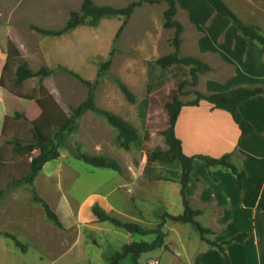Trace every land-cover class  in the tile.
Instances as JSON below:
<instances>
[{"label":"rangeland","instance_id":"1","mask_svg":"<svg viewBox=\"0 0 264 264\" xmlns=\"http://www.w3.org/2000/svg\"><path fill=\"white\" fill-rule=\"evenodd\" d=\"M93 1L98 6L107 4L119 9L134 2L147 0ZM223 1L228 5L229 0ZM231 2L237 5V15L245 24L255 26V23L261 22L264 26V0ZM82 4L83 0H0V25L12 26L25 43H31V46L40 49L45 36L30 27L35 25L43 29L60 30L64 27L70 11L79 12ZM166 10L167 5L164 2L154 5L143 3L135 10L114 45L112 64L99 78L100 82L94 92L97 107L119 115L134 126L148 150L165 148L161 133L168 126L165 104L169 102L173 90H177L186 82L180 99L185 104L192 103L196 100L197 93L207 95L205 87L209 82L220 80L231 71L224 64L215 63L213 72L197 74V84H194L190 75L192 67L179 66L159 73L160 78L154 77L150 83L146 62H156L175 53V30L164 28ZM179 19L184 20L180 16ZM122 21L124 22L123 19ZM23 33H27L28 38ZM183 33L178 53L180 59L188 58L193 49L192 45H183V39L186 37V33L185 36ZM110 57L111 55L98 64V70L100 64ZM34 60V68L44 64L38 61V57ZM14 70L12 69L6 77V82L12 90L23 95L38 91V77L24 82L22 86H15ZM52 70L54 75L43 79V86L49 92L53 91L68 110V114L72 115L87 99L89 88L75 76H80L78 70H72L62 64ZM98 70L88 78H81L95 82L98 79ZM120 84L127 86L136 96L137 104H131L126 99ZM147 97L149 105L144 122L140 117L139 105ZM21 111V117L17 118L16 114H12L7 135L2 139L3 143L8 142L5 146L7 165L0 180V187L4 189L12 182L11 177L18 180L30 172L31 159L17 153L12 142L19 141L24 147L33 140L32 123L36 117L32 116V111ZM77 122L76 131L66 134L65 140L59 146L61 158L47 163L32 186L21 185L8 189L0 201V264H109L110 257L120 251L123 245L134 242V237L110 223H99L92 214L94 206L102 207L103 203H106L105 209L112 216L124 222L139 223L150 229L161 222L164 213L178 214L184 211L180 194L174 191L170 182L151 181L153 183L150 186L151 191L148 190L149 196L144 194L145 191H139L142 195L137 194L138 187L135 186H139L141 190L146 180L143 178L147 162V157L142 152L144 150L141 151L138 147L130 151L124 150L118 142L117 131L102 115L87 112ZM77 150L89 156L115 159L122 167L123 173L95 168L76 160L73 151ZM142 153L144 157L139 159ZM38 154L39 151H35L32 158ZM169 172L175 173L176 168L169 169ZM35 195L42 198L58 214L62 227H57L46 217L42 204L35 202ZM166 198L170 202H167ZM143 201L147 208H139ZM175 226H179L176 231L172 230ZM163 231L169 234L172 252L176 253L172 254L173 258L177 256L184 259L185 254L194 256L198 249L205 246L198 232L190 224H172ZM6 233L15 235L26 250L15 247L13 240L4 235ZM135 238L146 242L155 240V236H148L143 240L137 236ZM170 260L173 261L169 252L156 249L141 255L139 264H169ZM120 264L133 262L128 257Z\"/></svg>","mask_w":264,"mask_h":264},{"label":"crops","instance_id":"2","mask_svg":"<svg viewBox=\"0 0 264 264\" xmlns=\"http://www.w3.org/2000/svg\"><path fill=\"white\" fill-rule=\"evenodd\" d=\"M176 3L178 19L180 16L185 20L177 19L184 28L183 35L186 33L183 45L186 43L193 47L188 56L208 64L212 72L215 63L224 64L231 70L224 78L209 82L205 87L207 95L241 87L264 86V51L259 43L244 37L233 22L218 14L207 0H176ZM228 6L237 14V5L229 0ZM71 12L67 20L64 19L65 25ZM122 24V18L111 17L100 20L97 27L81 25L62 36H45L40 49L25 43L12 26L0 25V147L6 117L23 114L21 109L34 112L32 116L36 118L39 116L34 101L20 99L4 86L2 78L6 66L14 58H22L35 72L43 67L53 69L62 64L78 70L81 77L88 78L97 72L98 64L111 55L119 40L116 37ZM255 26L264 31L261 22L255 23ZM23 34L28 38L27 33ZM35 57L44 64L34 68L32 62ZM50 93L68 114L60 99L53 91ZM239 110L242 117L253 126L255 134H242L230 113L215 109L206 101H201L198 106L186 103L175 131L186 156L222 158L230 155L232 162L245 171L247 177L240 187L237 177L230 170L208 167L205 162L196 159L186 195L191 208L201 211L196 220L203 228L211 231L208 236L211 241L222 243L239 234H247L243 242H233L226 246L232 264H264V94L245 101ZM153 182L144 180L141 190L135 186L138 187L137 194L145 191L144 194L149 196L148 190L151 191ZM170 183L174 191L180 194L183 204L180 183ZM162 200L159 202L162 203ZM165 200L170 202L168 198ZM141 204L139 208H147L145 201ZM102 207L105 209L107 204L103 203ZM183 213L169 215L179 216ZM172 224L176 223H165L163 230ZM175 227L172 230L176 231L179 226ZM132 237L134 241H140L136 240V236ZM137 237L141 240L145 238ZM203 243L205 246L198 249L194 256L185 254L184 259L177 256L173 258L172 254L176 253L172 252V243L169 234H166L169 250L167 247L162 249L171 254L173 261L170 260L169 264H226L224 255L218 249Z\"/></svg>","mask_w":264,"mask_h":264},{"label":"trees","instance_id":"3","mask_svg":"<svg viewBox=\"0 0 264 264\" xmlns=\"http://www.w3.org/2000/svg\"><path fill=\"white\" fill-rule=\"evenodd\" d=\"M208 3L223 17L229 18L233 24L239 29L242 35L252 41L259 43L264 51V31L257 26H249L245 24L241 18L234 13L230 7L223 0H207ZM161 2L166 3L167 10L164 13L165 23L164 28L167 30H175V38L173 41V47L175 53L161 58L156 62L147 61L146 68L150 83L154 77L160 78L159 73L169 71L173 67L186 66L192 67L190 75L193 78V83L197 84V74L207 73L212 71V68L208 64L204 63L200 59L188 57L180 59L178 53L181 45V35L183 33V26L176 20L178 14V7L176 0H147L134 2L129 6L121 9H117L111 6H98L93 0H83L82 7L79 12H71L70 18L66 25L60 30H48L32 25L30 28L36 33L43 36L58 37L63 34L76 29L81 25H88L91 27H97L100 20L104 18L119 17L124 20L116 40H118L128 25L129 20L138 7H141L143 3L151 5L159 4ZM114 51V50H113ZM113 51L111 57L104 63L100 64L98 70V79L95 82L85 81L79 75H75L78 79L82 80L89 88L87 99L76 109L72 115L67 114L62 107L57 103L53 95L43 86V79L54 75L52 69L43 67L39 71H33L27 61L22 58H14L10 62L5 70L2 78V82L6 89L16 97L24 100H30L35 102V106L39 111V116L33 121V140L23 147L21 142L16 141L15 151L20 154L26 155L31 159L29 163L30 172L21 179H12V182L7 188L0 187V201L5 196L6 190L13 187H19L21 185H33L36 177L41 172L43 167L51 162L57 161L61 158L59 146L66 138V134H71L76 131L78 127V120L87 112L96 113L102 115L108 122V124L118 132V142L120 146L130 151L132 148L138 147L147 157V162L143 171V178L147 181H169L178 182L181 185V197L183 199L184 213L179 216H173L164 214L161 217V222L156 225L155 228H146L136 222H124L119 218H116L109 214L105 209L100 206H94L92 208V214L99 223H110L114 227L125 230L132 236L148 237L155 236V240L152 242L146 241H134L122 246L120 251L114 253L110 259L109 264H120L124 259L130 257L133 264H139L141 255L152 252L156 249L166 248V234L163 231L164 225L167 222L176 224H190L200 235L203 242L209 245L211 248L218 249L225 257L226 264H232L227 252L226 246L233 242H243L247 237V234H239L225 242L217 243L208 239L211 231L202 227V225L196 220L201 215V211H197L191 208L186 195V188L191 181V173L194 166V161L200 159L206 163L208 167H221L230 170L238 180V185L242 187L244 180L247 177L245 171L237 167L231 160L230 155H225L222 158H211L206 156L188 157L184 154L182 143L176 136V125L178 118L182 111V108L186 105L180 99L181 91L186 82L178 88L173 90L170 95V100L165 104V111L168 115V126L161 135L165 144V148H154L148 150L141 140L138 130L129 124L119 115L112 112L101 110L95 103V89L98 86L99 78L109 70L112 64ZM14 70L13 83L15 86H22L24 82L29 79L39 78V89L33 94L23 95L12 90L9 84L6 82L8 73ZM66 71V70H65ZM68 71V70H67ZM73 74V72H70ZM152 79V80H151ZM148 84V92L150 93L151 84ZM120 89L125 95L126 99L131 104H137L136 96L130 91V89L120 84ZM264 94V86L256 87H241L230 90L225 93H216L205 95L197 93L196 100L192 103H187L189 106H198L201 101H206L214 106L215 109L227 111L231 114L234 122L240 128L242 134L250 135L255 134L253 126L248 123L241 115L239 107L245 101H248L258 95ZM149 105V98H145L141 104L140 117L145 122L146 120V108ZM16 117H21V114L16 113ZM10 118L6 117L4 122L3 136L7 135V127L9 125ZM8 142L2 143L0 147V180L5 172L7 165L5 146ZM39 151V154L32 158V154L35 151ZM73 157L76 160L82 161L95 168L111 169L119 174L123 173L120 164L112 158L104 156H89L82 153L80 150L73 151ZM142 155H139V159H142ZM157 165V166H155ZM176 168L175 173H170L169 169ZM170 174V176H167ZM34 200L37 203H41L46 217L52 221L57 227H62L60 218L56 212L38 195L34 196ZM264 211V206H263ZM6 237L11 238L17 248L26 250L25 246L12 234H4Z\"/></svg>","mask_w":264,"mask_h":264},{"label":"built area","instance_id":"4","mask_svg":"<svg viewBox=\"0 0 264 264\" xmlns=\"http://www.w3.org/2000/svg\"><path fill=\"white\" fill-rule=\"evenodd\" d=\"M155 264H159V262H156Z\"/></svg>","mask_w":264,"mask_h":264}]
</instances>
